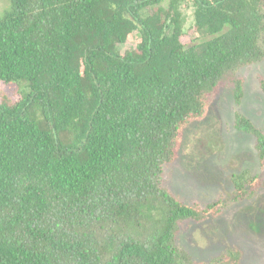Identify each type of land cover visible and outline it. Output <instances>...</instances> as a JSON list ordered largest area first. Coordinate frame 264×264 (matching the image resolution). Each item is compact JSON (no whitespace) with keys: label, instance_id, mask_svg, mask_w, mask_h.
Returning <instances> with one entry per match:
<instances>
[{"label":"trees","instance_id":"16d2710c","mask_svg":"<svg viewBox=\"0 0 264 264\" xmlns=\"http://www.w3.org/2000/svg\"><path fill=\"white\" fill-rule=\"evenodd\" d=\"M185 5L187 35L208 40L183 43ZM262 61L264 0H8L0 264H240L237 249L203 263L177 244L182 224L223 205L184 204L163 169L218 89L231 84L240 104L236 71ZM234 128L263 162L264 133L238 112ZM231 183L240 202L264 180L247 170Z\"/></svg>","mask_w":264,"mask_h":264},{"label":"rangeland","instance_id":"374dc122","mask_svg":"<svg viewBox=\"0 0 264 264\" xmlns=\"http://www.w3.org/2000/svg\"><path fill=\"white\" fill-rule=\"evenodd\" d=\"M7 5L8 0H0V13ZM182 12L183 43L192 46L208 40L210 36L187 35L194 22L193 8L185 5ZM132 48L126 45L120 50ZM236 77L242 80L240 104L234 101L231 84L221 86L206 117L184 130L175 162L163 169L164 186L184 204L205 207L220 201L223 205L218 218L180 227L177 244L196 262L209 263L237 249L240 264H264V184L253 198L234 202L231 183L232 175L247 170L264 180V161L258 157L254 137L234 128L238 112L264 133V61L241 67Z\"/></svg>","mask_w":264,"mask_h":264}]
</instances>
